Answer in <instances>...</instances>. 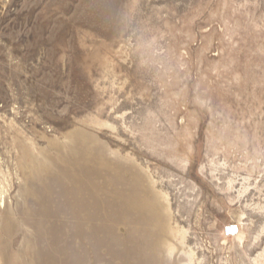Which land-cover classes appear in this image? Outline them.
<instances>
[{"label":"rangeland","instance_id":"1","mask_svg":"<svg viewBox=\"0 0 264 264\" xmlns=\"http://www.w3.org/2000/svg\"><path fill=\"white\" fill-rule=\"evenodd\" d=\"M160 204L264 257V0H0V264H179Z\"/></svg>","mask_w":264,"mask_h":264},{"label":"bare ground","instance_id":"2","mask_svg":"<svg viewBox=\"0 0 264 264\" xmlns=\"http://www.w3.org/2000/svg\"><path fill=\"white\" fill-rule=\"evenodd\" d=\"M158 204V203H157ZM148 208V207H147ZM152 208V207H151ZM151 214H154V221L152 227L159 231V239L156 245L157 254L163 259L170 258L171 256L182 255L183 258L178 260L179 264H198L199 260L196 257L195 253L191 250L184 252L185 245V232L183 230L174 228L171 222V216L166 209L164 204L159 205V209L153 207L149 209ZM159 214V216L157 215ZM148 215V214H147ZM145 215V216H147ZM158 216V218H157ZM243 215L240 214L237 216V233L235 234V238L243 244V236L244 232L240 227V222ZM264 261V257L261 255L258 259H254L252 261L253 264H262ZM264 263V262H263Z\"/></svg>","mask_w":264,"mask_h":264}]
</instances>
